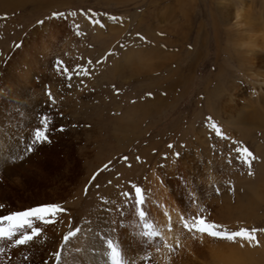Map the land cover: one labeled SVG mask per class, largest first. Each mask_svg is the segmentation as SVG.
Masks as SVG:
<instances>
[{
    "label": "rangeland",
    "instance_id": "obj_1",
    "mask_svg": "<svg viewBox=\"0 0 264 264\" xmlns=\"http://www.w3.org/2000/svg\"><path fill=\"white\" fill-rule=\"evenodd\" d=\"M249 4L264 15L263 0H19L0 10V216L43 200L67 209L55 224L34 221L42 232L25 247L28 262L61 264L55 253L77 227L87 230L95 255L107 251L101 238L109 236L142 247L128 248L129 257L147 251L137 215L84 227L93 207L109 209V197L123 206L120 193L134 197L135 185L146 199L152 195V209L143 206L147 221L156 222L154 209L164 207L172 231L165 215L157 225L169 244L180 245L174 252L153 247L147 264H231V251L243 255L237 264H264V232H257L258 244L232 242L194 236L180 221L186 210L203 207L230 231L264 228L258 194L264 193V119L248 114L257 106L264 115V57L239 52L245 43H235L240 34L233 24L237 9ZM56 60L70 70L87 67L88 75L73 71L68 79L56 71ZM239 111L241 122L234 117ZM44 114L50 142L29 153ZM209 117L229 139L210 131ZM236 147L256 157L251 168L236 159ZM163 179L182 184L187 204L172 194L156 200L151 182ZM130 207L121 208L125 216Z\"/></svg>",
    "mask_w": 264,
    "mask_h": 264
},
{
    "label": "snow or ice",
    "instance_id": "obj_2",
    "mask_svg": "<svg viewBox=\"0 0 264 264\" xmlns=\"http://www.w3.org/2000/svg\"><path fill=\"white\" fill-rule=\"evenodd\" d=\"M75 15V13H72ZM85 15L89 16V19L93 24L100 23L99 20L93 19L92 13H85ZM54 17L63 18L64 13L57 12L53 13ZM113 21L122 22V18H118L115 16L110 17ZM39 23H44V21H39ZM139 37L140 34L137 33ZM144 39V37H140ZM20 45H17L19 47ZM89 63H91L89 61ZM56 71L62 72L67 76L68 79L72 78L73 71H75L76 75H88L87 67H81L77 65L74 70H70L62 60L55 61ZM71 86V85H69ZM49 100L54 104L55 98L52 96V93L48 92ZM209 121V129L210 131L217 137H221L222 139H229L226 134L222 131L221 126L212 118H208ZM51 121L49 117L44 114L41 117V125L42 127H37L35 129V135L32 141V144L27 145L26 151H33V146L36 143H44L50 142V137L48 135L49 125ZM63 129L61 128V131ZM169 147H172L171 145ZM234 151L237 153L236 159L242 161L245 165L251 168L252 162L256 159L253 153L247 147H236ZM177 155H179L177 153ZM127 160V157H124ZM231 159L228 160V163L231 164ZM107 167V166H106ZM251 175V171L249 172ZM93 180L96 179V176H93ZM134 188V197L131 192L125 191L120 193L122 197L126 198L124 208H127L129 204H132V207L135 210V214L139 217L141 222H144L142 227L143 230L139 232V236L146 238V241L149 245V249L147 251L140 250L137 253V257H129L128 251L123 246V242L119 241L118 238L114 239L112 237L101 238L102 244L106 247L107 251L103 253L106 257H108L111 261V264H147L148 261L152 259L150 255V250L154 247L157 252L160 251L161 246L166 247L169 251L174 252L180 246L179 242L176 244H169L163 237V232L157 225L155 221H147V216L149 215L148 211L143 208V205L146 203L145 190L140 186H133ZM87 191V189H86ZM218 191V189H217ZM105 203H109V201H105ZM192 203H198L196 199H193ZM112 211V209H108ZM117 214L120 217H124L125 213L123 210L117 208ZM67 209L63 207L59 203H47L42 204L35 207H30L23 211H15L8 215L0 216V241L11 242L12 247L17 246H25L29 242H32L34 237L40 236L42 232V228L33 227L34 221H40L45 225L55 224L56 220L54 219L61 213H66ZM167 218V231H172V221L170 214H164ZM181 226L184 230L189 232L190 234L195 235H207L211 238L218 240H226L235 242L237 240H241L247 243H256L257 240V232H264V228H240L235 231H230L219 223L212 221L208 215H206V209L201 207L198 212L191 213L189 210H186L185 213L180 215ZM6 222V224H5ZM115 223V222H114ZM22 229H30L29 231H24L22 234L17 235L18 232ZM82 230L77 227L75 231H69L67 235L63 237L64 241H69L70 237H76L78 233ZM79 252L80 249H77ZM96 251H99L98 249ZM5 252L4 247H0V254ZM141 252H144L141 255ZM55 259L57 261L61 260V252L55 253Z\"/></svg>",
    "mask_w": 264,
    "mask_h": 264
},
{
    "label": "bare ground",
    "instance_id": "obj_3",
    "mask_svg": "<svg viewBox=\"0 0 264 264\" xmlns=\"http://www.w3.org/2000/svg\"><path fill=\"white\" fill-rule=\"evenodd\" d=\"M16 1L19 2V0H0V10H2V9H8L9 10L10 8H15V6L17 5ZM20 4H22V3H20ZM233 6H235V5H233ZM250 6L251 5L249 4V6L246 5L245 7H241L239 9H237L236 13H234V15H233V19L235 20L233 24H234V27L237 29V31L240 34V35H238L239 36L238 38H240V40L235 41V43L237 42V44L240 43L239 45H243L242 40L245 43V49H240L239 52H241L242 54L250 53L251 56L249 57V59H252L254 56L264 57V15L261 12V10L258 8V6H254V5H252L251 7ZM225 9H228V5L225 6ZM236 34H237V32H236ZM259 47H261V49ZM249 111L250 112L248 114L250 115L251 119L259 120V121H262L264 119V115L258 111L257 106H253ZM240 113H241V111L236 112L235 115L234 114L233 115H234V117H236L237 120H240V122H241ZM247 117L249 118V116H247ZM243 120H245V119H243ZM248 120L250 122V119H248ZM160 181L161 182L159 184H157V181L155 183L151 182L154 185V187H157L155 189L152 188L155 190L154 192L157 193L156 196L154 195L155 197H157L156 200L163 197L162 195L169 197L172 194V197H176V199L179 200L178 203H181L182 205H184L185 203L187 204V200L190 197H189V194L187 195L188 192L186 194L184 193V191H183L184 187L183 188L180 187V185H182L181 183H176L175 181H170V180H166V179L165 180L163 179V181L162 180H160ZM45 184H47V183H45ZM47 186H48V184H47ZM162 188H165L163 190V192H162ZM148 189H150V188H148ZM147 191L150 194L153 192V190H147ZM158 191L160 192V195H158ZM258 194H259V197L264 196V193L260 194L258 192ZM151 196L152 195H150V197L147 198L148 200L146 199V203L143 206H146L147 208L150 206L149 204L152 203ZM170 200H172V199H170ZM106 201H109V203H107V204L109 205V209H112V211H109L108 208H101L103 206V204L100 208H97V209L95 207H93L92 214L93 213L94 214L92 215V217L90 219L91 221H90V223H87V225H84V227H88L89 225H95L94 224L95 222H97V221L101 222V220L103 218H104V220H106V223H109V222L114 223L115 222V224H120L121 220L124 218H125L124 220L130 219L132 217L136 218L135 210L133 207L128 208L127 215L124 217H120L117 214V211H116L117 208H119V209L124 208V205L121 206L123 203H122V200L120 201V198L118 200V198L112 199V197H109L106 199ZM159 201L161 204L162 201L160 199H159ZM26 202H27V200H26ZM47 203H48V201H44V200L39 201V202H35L33 204H29L27 206L22 207V211L26 210L30 207H35V206H39V205L47 204ZM147 205H149V206H147ZM157 207L158 206H156V209H154L155 210V212H154L155 220H156L157 224H162L163 222H162V218H161L162 217L161 213L164 211L165 208L164 207L161 208V209H163V211L160 212V211H157ZM126 209L127 208H124V210H126ZM150 209H152V206H150ZM166 214H169V213H166ZM102 222H103V220H102ZM64 223H66V222H64ZM140 225L137 226V228L139 230H140V228H139ZM132 228L129 227V229L131 231H133ZM80 229L82 231L80 233H78L76 237H71L69 239V241L66 243V245L63 246V248H62L63 250L61 253V259H62L61 264H111L110 259L108 257H106L105 255H103V254L95 255L94 254V251H92V248H90V244H88V238L85 237V235L88 234L87 230H85L83 227ZM129 229H128V231H130ZM24 231L30 232V229H28V230L26 229ZM121 231L124 232L125 229H123ZM23 232L21 231L17 235H20ZM164 235L169 238L166 231L164 232ZM169 241L173 242V241H175V239L172 238ZM123 246L126 249L130 248L131 246H133L136 249L142 248L141 246H139V244L136 241H132V240L128 241L125 239H123ZM0 247L5 248V252L3 254H0V264H33L31 262H28V260L25 257L26 256L25 247H28L27 245L17 246L14 248V247H12L11 242L0 241ZM77 249H80V251L78 252ZM227 254H228L227 260L232 262L231 264H237V263L242 261L243 255L241 253H236L235 251H231Z\"/></svg>",
    "mask_w": 264,
    "mask_h": 264
}]
</instances>
